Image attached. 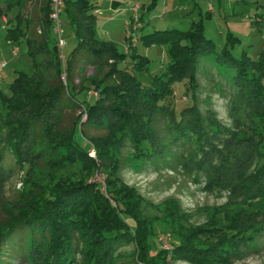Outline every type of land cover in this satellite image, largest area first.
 <instances>
[{"label":"rangeland","instance_id":"obj_1","mask_svg":"<svg viewBox=\"0 0 264 264\" xmlns=\"http://www.w3.org/2000/svg\"><path fill=\"white\" fill-rule=\"evenodd\" d=\"M92 1L96 2L99 11L95 21L96 39L109 42L118 52L126 54L119 67L130 70L141 83L148 84L169 63L168 44L146 45L140 39L154 31H188L192 25L200 24L203 35L214 43L216 54L227 49L235 59L249 61H257L264 55V0ZM50 2L1 0L8 15L0 19V62L6 64L0 72V90L7 94V86L20 74L32 72V62L27 57L25 45L12 46L5 41V29H16V23L25 26V39L35 46L46 32L45 10ZM17 5L21 6L18 14ZM135 18L138 23L134 22ZM61 20V55L66 62L78 45V38L65 15ZM133 53L149 60L147 72L140 75L134 69L137 58L131 56ZM196 67L192 89L187 81L173 85L175 108L179 110L189 103L195 104L204 130H199V126L196 128L199 121H195V128L175 136L167 120L158 117L155 123L158 137L154 140L157 144H154L153 152L149 156L143 155L125 140L116 154L118 166L114 180L126 200L133 197V209L146 221L172 220L174 216L183 238H192L212 249L216 247V255L227 256L229 252L232 255L225 263L215 260L214 256L206 254L205 257L206 252L195 255L207 260L205 264H264V226L260 233H256L252 247L242 249L243 254L236 253L237 248L231 245L230 238L225 237L227 228L253 230L252 226L264 221V191L247 186L257 167V150L264 152L263 113L253 95L258 92L242 90L231 84L225 78L224 68L219 67L213 58L199 60ZM106 73L107 68L100 70L91 65H78L71 79L78 100L93 103L94 98H99L102 86L96 88L91 82L100 84ZM51 78L56 81L55 77ZM120 82L116 77L107 80L105 85L118 86ZM80 89L87 92L79 93ZM2 107L0 102V113ZM77 118L83 125L75 141L84 149L90 148L87 157L97 166L87 183L95 185L108 204L116 209V195L108 191L111 177L101 168L95 148L97 142L105 151L106 144L116 138L108 131L84 126L87 115L82 109L60 112L58 131L69 137ZM2 129L0 118V151L6 133ZM40 130V127L33 128L32 136L23 144L20 162L16 163L8 152L4 154L0 166V226L11 216L28 211L55 175L54 148ZM75 169L76 166L67 168L63 174L68 175ZM128 222L133 225L130 220ZM145 223L133 243L110 254L109 264H194L177 256L173 258V243L179 240V236L175 237L167 229H160L158 235L153 236L148 222ZM163 235H168L166 247L160 243ZM44 258V251L39 250L29 261L21 259L13 264H44ZM75 259V264H84L77 255Z\"/></svg>","mask_w":264,"mask_h":264},{"label":"trees","instance_id":"obj_2","mask_svg":"<svg viewBox=\"0 0 264 264\" xmlns=\"http://www.w3.org/2000/svg\"><path fill=\"white\" fill-rule=\"evenodd\" d=\"M63 1L62 15H65L78 38V45L66 62L59 59L56 38L48 18L51 2L45 10L46 32L35 46L25 39V26L16 23V29L7 27L4 32L5 41L12 46L25 45L27 57L32 62V72L20 74L9 84L8 94L0 90V102L3 106L0 118L4 128L2 131H6L0 151V166L5 152L16 163L20 162L24 153L23 144L32 136L33 128L40 127V132L49 138L54 148L52 154L56 158L57 170L49 186L42 190L28 211L24 210L17 216L9 217L0 226V264H13L21 259L29 261L39 250L44 251V264H75L76 255L84 264H109L107 260L110 254L133 243L145 222H148L153 236H157L160 229H167L170 234L180 237L173 243V258L177 256L190 263L205 264L207 260L195 255L206 252L205 257L207 254L214 256L219 262H227L232 257L230 252L227 256L219 253L216 255V247L212 249L210 245L192 238H183L179 234L181 228L174 216L172 220L146 221L138 214L133 209V197L126 200L114 180L118 166L116 154L121 143L128 140L136 151L149 156L153 152L154 144H157L154 140L158 137L155 129L158 117L167 120L175 136L184 135L186 130L195 128V121H199L196 128L199 126V130H204L195 104L189 103L179 110L175 108L176 94L173 88L175 83L183 81H187L189 89L195 86L194 74L201 59L213 58L219 67L224 68L225 78L235 84V87L258 92V95H253L260 104L258 106L262 110L264 123V55L257 61H249L235 59L227 49L216 54L214 43L203 35L200 24L192 25L188 31H154L140 39L146 45L168 44L169 63L148 84L141 83L130 70L119 67L127 57L126 54L118 52L111 43L96 39V2ZM18 2L22 4L21 1ZM20 7L16 6L17 14ZM7 15L8 12L0 0V19ZM131 56L137 58L134 69L138 74L148 71L149 60L146 57L134 53ZM81 64L100 70L107 68L105 78L100 84L91 82L96 88L102 86L99 98H94L93 103L84 101L86 106L83 101L78 100L77 93H74L75 87L71 85L73 72ZM63 72L65 85L60 79ZM51 77H55L56 81ZM116 77L121 81L118 86L105 85L107 80H115ZM84 91L86 90L80 89L78 92ZM67 109H82L87 115L84 126L108 131L116 138L106 144L105 151L95 141L101 168L111 177L107 185L108 191L116 195V209L108 204L95 185L87 183L97 166L87 157V149L90 148L84 149L75 141L83 125L80 118L76 119L69 137L58 131L60 112ZM257 151V167L249 177L247 186L263 192L264 152L259 149ZM75 166L77 169L70 174H63L67 168ZM261 222L262 224L252 226L253 230H225V237L230 238L231 245L237 248L236 253L243 254L242 249L252 247L256 233L263 229L264 221ZM161 254L164 252L161 251Z\"/></svg>","mask_w":264,"mask_h":264},{"label":"built area","instance_id":"obj_3","mask_svg":"<svg viewBox=\"0 0 264 264\" xmlns=\"http://www.w3.org/2000/svg\"><path fill=\"white\" fill-rule=\"evenodd\" d=\"M64 10V1L63 0H51V11L49 14V20L52 24V33L54 34L56 38V46L59 52V59H61V62H63L64 57L61 55V48H62V37L63 29H62V20L61 16L63 14ZM134 22L138 23V18L133 19ZM133 24V21H131V25ZM130 24L128 25V29H130ZM136 29V28H134ZM16 52V51H15ZM4 62H0V72L5 67ZM61 79L63 82H66L65 79V72L62 73ZM84 117L82 120H84ZM169 242L168 235H163L160 238V243L163 244V246H167Z\"/></svg>","mask_w":264,"mask_h":264},{"label":"crops","instance_id":"obj_4","mask_svg":"<svg viewBox=\"0 0 264 264\" xmlns=\"http://www.w3.org/2000/svg\"><path fill=\"white\" fill-rule=\"evenodd\" d=\"M112 7H113V6H112ZM94 14H95L96 17L99 15L98 8L94 11ZM139 21H141V20L139 19Z\"/></svg>","mask_w":264,"mask_h":264}]
</instances>
